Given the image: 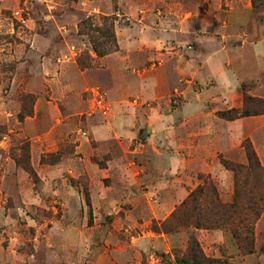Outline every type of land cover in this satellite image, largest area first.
<instances>
[{
  "label": "rangeland",
  "instance_id": "374dc122",
  "mask_svg": "<svg viewBox=\"0 0 264 264\" xmlns=\"http://www.w3.org/2000/svg\"><path fill=\"white\" fill-rule=\"evenodd\" d=\"M209 6L213 31L203 30L199 16ZM142 16L150 17L145 26L162 33L136 25ZM104 18L116 40L170 42L151 57L130 55L134 65L123 76L110 75L105 58L123 51L98 58L79 29L84 20L102 28ZM211 44L219 51L213 56L205 54ZM83 55L90 67L78 65ZM147 80L155 96L138 92V82ZM118 87L124 98L112 96ZM232 110L256 115L218 116ZM121 111L132 123L119 132L113 122ZM262 118L264 5L0 0V264H189L192 239L207 258L240 264L223 252L216 257L202 240L204 231H228L191 224L166 233L161 224L207 183L221 202L229 196L232 202L233 176L220 161L246 165L243 143L249 141L264 167L262 126L256 138L246 130ZM103 125L110 129L104 126L96 141L91 128ZM204 129H214L213 137ZM198 165L208 167L204 174ZM171 198L169 211L157 218V208ZM256 225L251 255L260 251L251 263L264 264Z\"/></svg>",
  "mask_w": 264,
  "mask_h": 264
},
{
  "label": "trees",
  "instance_id": "16d2710c",
  "mask_svg": "<svg viewBox=\"0 0 264 264\" xmlns=\"http://www.w3.org/2000/svg\"><path fill=\"white\" fill-rule=\"evenodd\" d=\"M253 8L264 5V0H251ZM80 33L86 35L92 45L93 52L98 58L119 51V46L109 18L103 19V27H91L89 20L79 25ZM86 56H81L78 65L81 68L90 67V61L85 63ZM31 99V98H29ZM247 111L237 110L219 112L222 119L232 121L247 117ZM247 164H236L227 160L220 161L223 168L233 176V200L231 203L220 201L217 190L212 183L198 187L171 214L168 220L161 224L166 233L176 232L182 228L194 227L217 228L228 231L240 253L251 255L254 249V227L264 212V167L249 141L243 143ZM33 179L35 173L29 165L23 168ZM157 230V228L155 229ZM193 249L184 259L189 264H231L218 259L207 258L192 239Z\"/></svg>",
  "mask_w": 264,
  "mask_h": 264
},
{
  "label": "crops",
  "instance_id": "0c3cea01",
  "mask_svg": "<svg viewBox=\"0 0 264 264\" xmlns=\"http://www.w3.org/2000/svg\"><path fill=\"white\" fill-rule=\"evenodd\" d=\"M206 2V0H204ZM146 15V13H144ZM143 14V15H144ZM200 21L202 22V28L204 30V28H207L209 31H213L214 30V22L216 19V15L211 11V8L209 6L208 9H205V11H203V13H200ZM134 19V18H132ZM145 19H150L149 16L144 17L142 16L140 19H136V22L139 27H143L145 26ZM212 25H213V29H212ZM145 28L147 30H145V32H149V33H162V32H157V31H153L155 29L151 28V26H145ZM129 30H134V29H129ZM165 32V31H164ZM119 48L121 49V51H123V53L120 54H113V55H109L107 58H105L106 60H104V70L107 73H111L110 75H114V73H116L117 76H123L124 72H126V68L127 67H131L134 64H130L131 60V56L135 55V54H144L146 56H153L155 54H158V50L159 48L163 45L165 46L167 43L170 42V40H123L120 37V40H117ZM216 44V43H215ZM215 44H211L207 50L205 51V54H208L209 56H213L216 55L219 51L216 49L217 46H215ZM217 45V44H216ZM131 55V56H130ZM130 56V57H129ZM130 60V62H129ZM109 61H112V63H109ZM129 62V63H128ZM69 69H71L74 73V66L72 64H70ZM102 70V71H104ZM147 83L144 82H138V92H140L142 95H147V96H155V90L153 88V84L150 80H147ZM119 85V83H118ZM136 85V86H137ZM123 87H118V89L111 91L112 96H114L116 94V96H118L119 98H124V93H123ZM122 110V108H121ZM120 113H123V111H121ZM153 117V116H152ZM155 122V121H154ZM127 123H132L131 119H127L126 114L123 113L120 115V117H118V120L113 122L114 125L118 126V131L121 132V126H124ZM258 124H260L262 127L259 129L260 135L264 136V119H259L256 121V128L253 127V123H249L248 127L246 128L247 133H251V132H256V130L258 129ZM105 126V129H110V127L103 125V126H95V128H91V133L94 135V138L96 139V141H98L99 136L103 133L102 128ZM263 130V131H262ZM204 134H209V136H207L208 138L213 137V135H211V133H215V130H209V129H204L202 130ZM110 133V132H109ZM115 132H111V136L112 134L114 135ZM259 134V132L255 133V138L256 135ZM215 135V134H214ZM206 137V138H207ZM257 140V139H256ZM224 148L227 147L226 144H223ZM262 147L264 148V142H262ZM262 161V159H261ZM264 163V162H262ZM171 166L174 168L175 164L174 161H171ZM207 166L206 165H198L195 167L197 173L199 174H204V172L207 170ZM206 174V173H205ZM173 175V174H172ZM200 181V180H198ZM184 193H180L177 194L176 199L180 198V197H184V195L186 194V189L184 188ZM174 198H171L170 200H167L164 204L160 205L159 208H157V211L155 213V215L157 216V218H164L165 214L169 211L170 209V204L173 202ZM226 203H230L231 202V197L229 196L226 200ZM264 225V214L262 215L261 219L259 220V222L256 225V244H261L262 242L264 243V228L262 227ZM202 240L205 241L206 243L212 244L213 246V250H215V255L218 258H223L222 257V252L225 253V255L228 256L229 261H233L237 263L241 262L240 264H252L251 262L254 261L258 255V252L260 251L257 249V254L256 255H249V256H245V257H241L238 256V251L237 248L233 242V238L231 236V234L229 232H225V231H204L202 232ZM213 250H209L210 252L213 253ZM220 250L221 253H220ZM224 256V255H223Z\"/></svg>",
  "mask_w": 264,
  "mask_h": 264
},
{
  "label": "built area",
  "instance_id": "2783aa9c",
  "mask_svg": "<svg viewBox=\"0 0 264 264\" xmlns=\"http://www.w3.org/2000/svg\"><path fill=\"white\" fill-rule=\"evenodd\" d=\"M97 101H99L98 104L100 105L102 103L101 97H99V99Z\"/></svg>",
  "mask_w": 264,
  "mask_h": 264
}]
</instances>
